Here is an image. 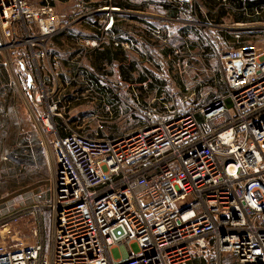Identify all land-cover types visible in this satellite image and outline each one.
<instances>
[{
	"label": "built area",
	"instance_id": "2783aa9c",
	"mask_svg": "<svg viewBox=\"0 0 264 264\" xmlns=\"http://www.w3.org/2000/svg\"><path fill=\"white\" fill-rule=\"evenodd\" d=\"M107 9L91 13L106 17L104 32L119 11ZM81 18L58 12L50 0H0L2 35L19 44L24 34L37 58L49 57L50 42ZM234 41L231 49L215 51L213 66L208 46L190 50L185 40L183 51L163 39L158 46L170 50L174 73L190 78L187 94L194 97L219 78L225 93L193 110L179 108L177 100L165 109L150 105L142 111L145 126L116 139L70 129L61 134L58 105H45L44 95L34 98L44 83L20 60L25 90L36 107H45L42 123L54 133L51 246L21 239L0 244V264H192L213 254L219 264L225 255L236 264H264V35L263 47L244 43L241 33ZM83 45L97 48L101 41ZM116 45L137 49L150 62L140 43ZM85 85L94 87L89 80Z\"/></svg>",
	"mask_w": 264,
	"mask_h": 264
},
{
	"label": "rangeland",
	"instance_id": "374dc122",
	"mask_svg": "<svg viewBox=\"0 0 264 264\" xmlns=\"http://www.w3.org/2000/svg\"><path fill=\"white\" fill-rule=\"evenodd\" d=\"M133 1L138 3L140 0ZM256 1L260 0H253ZM260 16L264 22V9ZM254 30L261 33L257 39H251L252 44L263 47V29ZM21 37L22 42L16 44L6 39L0 30V244L11 245L21 239L34 245L43 240L49 250L52 225L48 207L54 196L58 166L54 133L42 123L45 107H36L25 90V74L18 66L20 60L37 80L44 83V87L34 91V98L44 95L47 98L45 105H58L59 116L55 118V124L60 133L65 134V129H70L90 138L116 139L144 127L146 121L142 111L149 105L148 101L158 103L161 96L165 97L162 101L168 99L175 103L177 100L179 108L193 110L222 96L225 87L219 78L191 97L184 89V83L190 81L189 76L181 77L176 73L163 81L169 87H162V90L155 87V91L139 87L134 91L125 87H60V76L53 70L49 57L37 58L26 36ZM42 47L36 46L35 51H42ZM53 62L55 64L57 60ZM171 62L170 59L167 63ZM211 62L215 66L216 62ZM39 208L44 209L41 216L36 213ZM20 212L23 213L18 221L13 220V215ZM37 228L38 235L34 233ZM119 255L116 251L115 256ZM223 258L221 264H236L229 255ZM192 264L219 263L213 254L207 260L196 258Z\"/></svg>",
	"mask_w": 264,
	"mask_h": 264
},
{
	"label": "crops",
	"instance_id": "0c3cea01",
	"mask_svg": "<svg viewBox=\"0 0 264 264\" xmlns=\"http://www.w3.org/2000/svg\"><path fill=\"white\" fill-rule=\"evenodd\" d=\"M29 1L39 5L42 0ZM173 1L175 6L170 7ZM50 2L58 12L82 17L49 45L48 59L60 76V87H87L85 82L93 78L96 87H125L132 91L136 87L155 91L157 87L162 90V87H169L163 81L169 80L170 74L174 73L171 63H167L170 50L158 46L163 39H168L173 46L181 47L183 51L188 50L183 46L185 40L189 41L190 50H196L198 45L208 46L207 60L210 63L216 59L215 51L232 48L235 33L242 34L244 43H252L251 39H257L261 33L254 29L264 26L263 17L260 16L264 5H255L252 9L245 6L236 8L226 1L221 7V4L212 0H190L184 3L177 0H140L138 3L133 0ZM103 8H108L109 12L113 8L119 9L118 12L113 11L115 23L107 32L103 31L106 17L91 15L93 11ZM206 22L213 25L202 27L198 24ZM132 37L135 38L134 42ZM87 39L99 40L101 46L86 48L83 41ZM121 41L140 43L147 51L150 62H146L139 50H126L116 45ZM53 60L57 62L54 64ZM162 97L157 99L158 103L148 101L149 105L145 108L150 105L161 109H165V105L170 106L169 100L162 101L165 98Z\"/></svg>",
	"mask_w": 264,
	"mask_h": 264
},
{
	"label": "trees",
	"instance_id": "16d2710c",
	"mask_svg": "<svg viewBox=\"0 0 264 264\" xmlns=\"http://www.w3.org/2000/svg\"><path fill=\"white\" fill-rule=\"evenodd\" d=\"M213 2H216L217 4H221V7H223V2L222 0H212ZM172 4H169L170 7L172 6H175L173 2H171ZM227 3H231L232 5H234L236 8H241L242 6H245L246 8L248 9H252L255 5H258V6H262L264 5V0H260V1H256V2H243L242 0H227ZM212 4V2H211ZM214 4V3H213ZM133 19H137V17H133ZM135 39L134 37H132L131 40ZM134 42V40H133ZM137 43V42H135ZM89 81L92 83V85L94 87H96V82H95V79L93 78H89Z\"/></svg>",
	"mask_w": 264,
	"mask_h": 264
}]
</instances>
